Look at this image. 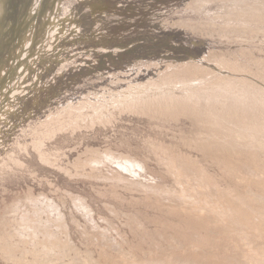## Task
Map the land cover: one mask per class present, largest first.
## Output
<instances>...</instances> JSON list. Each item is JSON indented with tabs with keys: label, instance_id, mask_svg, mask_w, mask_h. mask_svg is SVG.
I'll use <instances>...</instances> for the list:
<instances>
[{
	"label": "rangeland",
	"instance_id": "rangeland-1",
	"mask_svg": "<svg viewBox=\"0 0 264 264\" xmlns=\"http://www.w3.org/2000/svg\"><path fill=\"white\" fill-rule=\"evenodd\" d=\"M41 228L59 264H264V0H0V264H54Z\"/></svg>",
	"mask_w": 264,
	"mask_h": 264
},
{
	"label": "bare ground",
	"instance_id": "bare-ground-1",
	"mask_svg": "<svg viewBox=\"0 0 264 264\" xmlns=\"http://www.w3.org/2000/svg\"><path fill=\"white\" fill-rule=\"evenodd\" d=\"M256 12V11H255ZM257 13V12H256ZM258 14V13H257ZM180 74V73H179ZM164 75V74H163ZM162 77H164V76H162ZM166 77V76H165ZM165 77H164V79H165ZM163 79V80H164ZM160 80V79H159ZM177 80V79H176ZM165 81V80H164ZM168 81V80H167ZM171 82H173V81H171ZM171 82H170V84H171ZM177 82H179V81H177ZM176 81H174V83L173 84H175V83H177ZM151 83H153V82H151ZM150 83V84H151ZM169 83V82H168ZM149 84V85H150ZM154 84V83H153ZM153 84H151V85H153ZM162 84H163V82H162ZM178 84V83H177ZM176 84V85H177ZM172 85V84H171ZM216 85V84H215ZM158 86H160V84L158 85ZM157 86V88H160L161 89V87H158ZM162 86V85H161ZM170 86V85H169ZM175 86V85H174ZM152 87V86H151ZM153 87H156V86H154L153 85ZM205 87H207L208 88V86H205ZM132 88V87H131ZM168 87H166V89H167ZM212 88H214V86L212 87ZM133 89V88H132ZM135 89H137V88H135ZM146 89V88H145ZM155 89V88H154ZM169 89V88H168ZM209 89V88H208ZM211 89V88H210ZM209 89V90H210ZM215 89V88H214ZM137 90H139V88L137 89ZM156 90H158V89H156ZM194 90V89H193ZM193 90H191L190 89V92L191 91H193ZM209 90H207V91H209ZM213 90V89H212ZM227 90V89H226ZM134 91V90H133ZM136 91V90H135ZM160 91V90H159ZM130 92V91H129ZM144 92H146V91H144ZM149 92V91H148ZM165 92V91H164ZM163 92V93H164ZM193 92H195V93H197L196 92V90H194ZM234 92V91H233ZM135 93V92H134ZM133 93V94H134ZM137 93V94H136ZM135 93V95L137 96V97H139L138 96V93L139 92H136ZM156 93V92H155ZM157 93H159V92H157ZM195 93H193L195 96H196V98L198 97V95L199 96H201L200 94H195ZM200 93H202V92H200ZM125 94V93H124ZM140 94V93H139ZM210 94H212L211 92L208 94V96L210 95ZM119 95V94H118ZM194 95H193V97H194ZM120 96V95H119ZM129 96V95H128ZM136 96L135 97H128V99H130L131 98V100L134 98V99H136ZM189 96V95H188ZM187 96V97H188ZM213 95H211V97H212ZM113 97V96H112ZM114 98V97H113ZM118 98V97H117ZM190 98V97H189ZM195 98V97H194ZM195 98V100H197ZM233 98V97H232ZM115 99V98H114ZM109 100H112V99H109ZM119 100H120V98H119ZM125 100H127V99H125ZM194 100V99H193ZM237 100V99H236ZM235 100V101H236ZM121 101V100H120ZM130 101V100H129ZM191 101H192V99H191ZM111 102V101H110ZM116 102V101H115ZM199 102V101H198ZM112 103H113V100H112ZM130 103V102H129ZM128 103V104H129ZM133 102H131V104H132ZM135 103H136V101H135ZM86 104V103H85ZM96 104V103H95ZM101 105H102V103H100ZM99 104V105H100ZM120 104H123V103H120ZM89 105V104H88ZM87 105V106H88ZM100 105V106H101ZM109 105V104H108ZM123 105H125V104H123ZM134 105V104H133ZM95 106H97V105H95ZM94 106V107H95ZM132 106V105H131ZM103 107V106H102ZM100 110H101V108H100ZM99 111V110H98ZM63 120V119H62ZM59 122V121H58ZM63 123V122H62ZM65 125H66V123H65ZM70 127V126H69ZM60 128V127H59ZM57 130V129H56ZM55 130V131H56ZM60 131V130H59ZM107 157V156H106ZM129 157V156H128ZM127 159V161L129 162V166H131V167H133V166H135L134 164V162L135 161H132V160H130L129 158H125V160ZM111 160V159H110ZM112 161V160H111ZM115 162V161H114ZM120 162V161H119ZM127 163V162H126ZM128 164V163H127ZM140 165V164H139ZM137 166H138V164H137ZM136 167V166H135ZM174 167V166H173ZM127 168V167H126ZM134 168V167H133ZM126 170V169H125ZM124 170V171H125ZM46 199V198H45ZM82 200H84V199H82ZM40 200H35V199H32L31 200V202L30 203H38ZM41 202V205L43 206V210L44 211H53V210H51V209H49V210H46V209H48L49 207H51L52 206V204L53 203H51V202H42V201H40ZM81 203V202H80ZM79 203V204H80ZM84 203V202H83ZM86 203V202H85ZM76 204V203H75ZM34 206H35V211H40L39 209H36V205L35 204H33ZM39 205V204H38ZM82 205V204H81ZM85 205V204H84ZM83 205V206H84ZM80 206V205H79ZM88 206V205H87ZM89 207V206H88ZM17 210V209H16ZM42 210V209H41ZM89 210V209H88ZM19 211V210H18ZM22 211V210H21ZM87 212V211H86ZM92 212V211H91ZM25 213V212H24ZM57 213H59V212H57ZM88 213V212H87ZM25 214H29V213H25ZM61 214V213H60ZM60 214H58V216H60L57 220H59L61 223H63V224H65V222H64V219L65 218H63ZM32 215V214H31ZM63 215V214H62ZM33 216V215H32ZM29 218V219H28ZM28 220H26L27 221V223H25V219L23 220V221H21V222H19L18 223V226L19 227H21L23 230V235L21 236V240H23L24 242L26 241H28L27 243H29V244H36L35 242H36V240L38 239L37 237H38V230H40V228H39V225H38V223H39V220L36 218V217H33L32 219H30V217L28 216ZM22 222H23V225H22ZM63 224H59V226L63 229ZM42 225H43V223H42ZM40 226H41V224H40ZM16 227V226H15ZM43 227V226H42ZM54 227V226H53ZM47 228H50V227H47ZM14 230V229H13ZM21 230V229H20ZM58 230V229H57ZM64 230V229H63ZM41 231L43 232V237H41V238H43V240L41 241V240H39L38 241V243H40V244H43L44 246V248H43V254H45V255H47L48 256V254H49V257L50 258H52L53 260H51V263H54V264H59V262H58V260H56V257H55V255H54V253L55 254H57L56 252L57 251H59V250H61V248H64V246H66L64 243H61V242H56V241H51V240H54V238H55V236H56V234L55 235H53V233L51 232V231H49L48 229H42L41 228ZM13 233V232H12ZM10 237H12V239L16 236V234L15 235H13V234H11L10 233ZM40 235H41V233H40ZM6 235H5V233L3 234L2 232L0 233V241H4V243L6 242V241H9V239L8 240H5V238L7 237H5ZM9 237V236H8ZM57 237V236H56ZM60 238H61V236H59ZM68 240V239H67ZM63 241V240H62ZM12 242V241H11ZM10 242V243H11ZM22 242V241H21ZM14 244H15V242H14ZM25 244V243H24ZM4 245V244H3ZM22 246V245H21ZM38 246V245H37ZM31 247V246H30ZM29 247V248H30ZM32 249V248H31ZM5 250H6V253H7V255L8 256H10L11 257V259L12 260H14V262H15V264L17 263V264H44V262L41 260V258H42V256L39 254V251L37 252V254H36V260H35V262H28V260H27V262L28 263H26V262H24V260H23V258H18L17 256H16V251H17V247H9V246H6V248H5ZM21 250V249H20ZM34 250H36V249H34ZM46 250V251H45ZM37 251V250H36ZM36 251H34V252H36ZM21 252H24L23 250L21 251ZM27 252V254H28V252H33V250L31 251V250H28V251H26ZM33 252V253H34ZM26 257H27V255H26ZM7 258V257H6ZM35 258V257H34ZM45 258V257H44ZM10 259V260H11ZM101 263V262H100Z\"/></svg>",
	"mask_w": 264,
	"mask_h": 264
}]
</instances>
